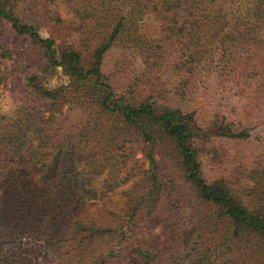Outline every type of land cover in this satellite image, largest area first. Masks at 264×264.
<instances>
[{"label":"trees","instance_id":"obj_1","mask_svg":"<svg viewBox=\"0 0 264 264\" xmlns=\"http://www.w3.org/2000/svg\"><path fill=\"white\" fill-rule=\"evenodd\" d=\"M10 1L0 0V18L43 50L42 73L62 67L98 93L90 111L70 118L74 96L28 70L34 102L0 112V264H35L7 248L25 238L50 248L54 264H264V151L231 166L214 158L221 170L212 180L200 158L217 156L211 137L248 142L249 120L264 110V0H64L87 62L79 47L59 51L34 20L6 10ZM145 20L156 34L140 32ZM0 56L17 59L1 45ZM116 69L127 81L109 82ZM202 79L233 90L242 107L196 141L193 113L157 98L163 89L191 97Z\"/></svg>","mask_w":264,"mask_h":264},{"label":"rangeland","instance_id":"obj_2","mask_svg":"<svg viewBox=\"0 0 264 264\" xmlns=\"http://www.w3.org/2000/svg\"><path fill=\"white\" fill-rule=\"evenodd\" d=\"M47 8V14H42L43 8ZM6 10L12 12L15 16L23 21L33 22L38 26L39 34L44 38H51L54 41V47L59 51L69 47H79L83 51V57L88 61V53L79 41V33L71 26V11L64 0H11L10 7ZM52 11L62 19V22L56 23L51 19ZM36 15V16H35ZM27 20V21H26ZM69 20V21H68ZM140 32L151 35L156 34L155 23L145 20L140 26ZM0 45L16 53V62L11 59L0 56V112L12 113L16 106H26L34 102V96L26 85L25 73L28 70L42 73L47 64L43 50L37 46L28 36L19 35L12 28V24L0 18ZM113 52L107 57V68L112 69L114 59L117 54ZM26 65V66H25ZM25 66V67H24ZM119 67V66H117ZM116 67V68H117ZM136 72L140 71L139 64L134 65ZM115 69V68H114ZM120 69H124L123 67ZM131 68H129L130 70ZM116 69L114 76L107 71L106 74L112 80L117 82L127 81L126 74L119 72ZM133 70V73H134ZM128 71V70H127ZM110 74H109V73ZM43 74V73H42ZM46 78L47 87L54 88L58 86H65L70 92L72 101L66 104V111L70 114L69 117L82 116L83 113L88 112L94 106V99H96L97 88L92 79L76 82L65 74L62 67H57L47 74H43ZM164 77L158 78L154 83H161ZM74 82L72 86H69ZM156 86L155 91L158 90ZM158 95L157 100L159 106H167L170 108H178L185 113H193L198 128L195 130V139L200 141L204 138V134L211 128L212 122L221 121L225 116L230 114H237L242 107L239 98L234 94V91L229 88L217 87L215 82L211 79L205 81L202 79L196 87L195 94L191 97L180 96L177 92H170L162 90ZM76 103H73V102ZM93 103V104H92ZM251 132V138L244 144L236 145L225 138L211 137L217 156H208L205 153L200 154L201 168L203 175L207 180H212L217 172L221 170L220 166L214 158H222V162L231 166L233 157L238 154L247 156L250 153L264 151V110H256L253 118L248 123ZM151 131L158 130L156 126L149 127ZM111 135L102 137V144L108 145L111 141ZM216 143V145H215ZM137 148V145H132ZM135 156L140 157L139 149H136ZM166 172L161 173L164 176ZM177 176V175H176ZM165 183L168 185V179ZM181 182V180H180ZM183 197H186V208H192L194 204L193 192L187 184H183ZM116 191L109 192L107 196L114 195ZM116 195V194H115ZM113 197V196H112ZM152 233H159L157 227L151 230ZM253 244H258L259 239L251 237ZM263 242L261 243V245ZM8 249H15L23 252L25 255L31 257L35 264H54L55 256L50 248L45 247L41 242L25 238L17 241Z\"/></svg>","mask_w":264,"mask_h":264}]
</instances>
